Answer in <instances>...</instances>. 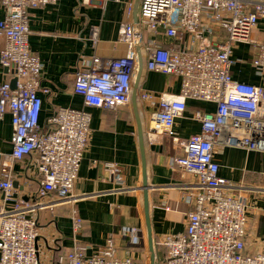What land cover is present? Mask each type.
I'll return each mask as SVG.
<instances>
[{
	"label": "built area",
	"instance_id": "2783aa9c",
	"mask_svg": "<svg viewBox=\"0 0 264 264\" xmlns=\"http://www.w3.org/2000/svg\"><path fill=\"white\" fill-rule=\"evenodd\" d=\"M60 0H0V66L7 70L8 80L0 84V117L9 114L12 127V153L0 163V190L11 209L0 208V264H39L37 240L38 211L58 204L71 203L78 178L79 165L87 147L90 115L85 109L59 108L39 125L42 100L38 93L42 65L28 45L29 11ZM121 0H83L100 8ZM133 3H128L126 20L119 27V42L127 47L124 57L105 60L98 56L82 61L74 75L73 92L84 107L115 109L128 106L137 71V44L147 56L146 69L174 75L181 86L176 96L162 95L149 117L148 136L153 141L169 137L183 150L180 158H171L170 166L196 176L193 191L182 192V200L191 207L185 230L166 235L158 246L163 250L160 264H264V252H245L246 211L244 198L226 192L228 183L218 176L219 165L213 158L215 148L236 147L264 151V87L235 83L231 77L233 48L238 44L251 47V65L264 82V35L258 42L252 32L264 25V2L251 0H139L138 25L133 26ZM146 26V29H143ZM182 41L191 38L193 49L176 44L162 47L155 37L145 40V31ZM225 34L224 42L210 43L206 36L214 30ZM97 29L92 41L97 44ZM11 81L15 82L12 89ZM143 101L153 97L142 94ZM213 103L214 113L196 112L193 119L200 133L180 142L172 133L174 120L186 111V100ZM26 160L33 166L39 183L32 201L13 198V165ZM109 180L122 187L123 178L116 164H106ZM54 198L46 206L45 199ZM74 231L83 221L71 215ZM131 243L138 244L136 229L128 232ZM84 248L76 242L66 254L68 264H136L127 253L116 255L109 238L104 250L86 258Z\"/></svg>",
	"mask_w": 264,
	"mask_h": 264
},
{
	"label": "crops",
	"instance_id": "0c3cea01",
	"mask_svg": "<svg viewBox=\"0 0 264 264\" xmlns=\"http://www.w3.org/2000/svg\"><path fill=\"white\" fill-rule=\"evenodd\" d=\"M82 1L60 0L56 5L29 11L28 45L42 65L40 87L48 90L47 94L38 93L42 100L40 127L46 128L48 120L59 108L85 109L90 115L89 137L79 165L73 200L44 208L36 215L38 261L39 264H68L65 256L75 242L84 248L85 257L91 258L104 250L112 238L117 257L123 258L129 253L136 264H149L141 156L131 103L115 109L88 108L73 92L74 75L80 62L93 56L116 60L126 55L127 47L119 42V27L126 20L127 4L133 3L134 8L137 0L108 2L103 8L94 3L86 5ZM93 28L98 31L96 45L91 38ZM263 35L264 25L260 22L251 39L258 42ZM153 37L165 48L172 44L182 49L195 48L188 35H183L182 41H168L170 38L165 37L163 28H159L155 35L145 31L146 41ZM206 39L210 43H222L225 34L215 29ZM4 45V40L0 39V51ZM140 54L143 70L137 112L145 142L147 200L155 261L160 264L163 250L157 243L166 235L184 232L191 207L182 200V192L193 191L197 179L179 167L170 166L171 158L183 156V150L171 138L163 137L153 144L150 142L151 113L156 110L162 95L179 94L181 82L174 75L147 71V56L142 49ZM252 55L253 50L248 45L238 44L233 48L232 80L240 85L264 87V82L251 65ZM8 79L6 70L0 66V84ZM144 93L153 97L154 104L141 99ZM215 111L213 103L186 100V111L174 120L173 135L180 142L188 140L200 133V124L193 115ZM11 138L10 115L4 114L0 117V163L12 153ZM151 145L159 149L150 150ZM213 158L219 165L218 176L228 183L226 192L241 196L247 203L245 252L249 255L264 252V151L218 145ZM106 164L119 167L122 187L109 180ZM34 173V167L27 166L26 160L14 163L12 183H18L13 195L15 200L26 202L36 197L39 183ZM53 199H45L46 206ZM11 204L4 200L0 190V208L10 210ZM73 213L83 221L81 229L76 232L70 218ZM135 229L139 243L134 245L128 232Z\"/></svg>",
	"mask_w": 264,
	"mask_h": 264
},
{
	"label": "water",
	"instance_id": "95a60500",
	"mask_svg": "<svg viewBox=\"0 0 264 264\" xmlns=\"http://www.w3.org/2000/svg\"><path fill=\"white\" fill-rule=\"evenodd\" d=\"M138 4L139 0L136 1L135 7L133 9V26L135 29V32H139V25H138ZM143 29H146V26H143ZM168 41H171V39H168ZM136 44H137V71L135 74L132 91H131V107L134 113V117L137 124V134H138V142H139V150H140V156H141V166H142V191H143V206H144V216H145V225H146V232H147V249H148V256H149V264H155V249H154V243H153V236H152V229L150 224V218H149V205L147 200V180H146V157H145V142H144V134L142 131L140 119L138 116V110H137V99H138V88L140 83V78L142 75L143 70V60L141 58L140 54V47H139V39L136 38ZM7 72V70H6ZM11 87L12 89L15 88V82L11 81ZM159 148H156L154 145L150 146V150H157ZM14 189H18V183L14 182L12 184Z\"/></svg>",
	"mask_w": 264,
	"mask_h": 264
},
{
	"label": "rangeland",
	"instance_id": "374dc122",
	"mask_svg": "<svg viewBox=\"0 0 264 264\" xmlns=\"http://www.w3.org/2000/svg\"><path fill=\"white\" fill-rule=\"evenodd\" d=\"M155 264H159L157 261H155Z\"/></svg>",
	"mask_w": 264,
	"mask_h": 264
},
{
	"label": "trees",
	"instance_id": "16d2710c",
	"mask_svg": "<svg viewBox=\"0 0 264 264\" xmlns=\"http://www.w3.org/2000/svg\"><path fill=\"white\" fill-rule=\"evenodd\" d=\"M252 255H255V254H252Z\"/></svg>",
	"mask_w": 264,
	"mask_h": 264
}]
</instances>
